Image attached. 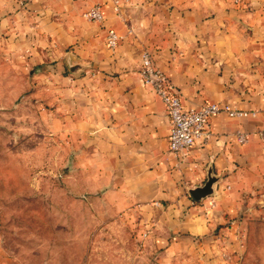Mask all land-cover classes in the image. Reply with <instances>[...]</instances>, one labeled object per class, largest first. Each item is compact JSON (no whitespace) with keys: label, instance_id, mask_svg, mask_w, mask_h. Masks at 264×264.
Masks as SVG:
<instances>
[{"label":"crops","instance_id":"0c3cea01","mask_svg":"<svg viewBox=\"0 0 264 264\" xmlns=\"http://www.w3.org/2000/svg\"><path fill=\"white\" fill-rule=\"evenodd\" d=\"M94 4L102 21L84 16ZM0 32L18 35L25 59L46 67L53 140L80 146V202L97 223L128 210L167 234L200 235L264 220V0H122L118 10L111 0H0ZM143 47L185 107L215 102L253 115L217 113L208 140L183 158L169 153L166 109L139 79ZM209 170L219 180L195 201L188 190Z\"/></svg>","mask_w":264,"mask_h":264},{"label":"rangeland","instance_id":"374dc122","mask_svg":"<svg viewBox=\"0 0 264 264\" xmlns=\"http://www.w3.org/2000/svg\"><path fill=\"white\" fill-rule=\"evenodd\" d=\"M25 54L18 35L0 32V263L264 264V220L256 215L200 235L167 234L128 210L97 223L99 213L80 202V146L53 140L46 67ZM70 151L75 162L65 158Z\"/></svg>","mask_w":264,"mask_h":264},{"label":"built area","instance_id":"2783aa9c","mask_svg":"<svg viewBox=\"0 0 264 264\" xmlns=\"http://www.w3.org/2000/svg\"><path fill=\"white\" fill-rule=\"evenodd\" d=\"M121 1L111 0L115 10L120 8ZM100 8V4H94L84 13V16L91 21H102L103 16ZM105 41L109 49H114L118 41L117 33L108 29ZM138 74L140 82L154 91L166 109L170 122L167 138L168 151L176 157H185L197 140L206 141L210 138L211 132L207 125L211 116L220 112L240 118L253 115L249 111L238 110L227 104L215 102H203L197 107H185L181 102L178 88L156 64L153 54L146 47L140 50ZM236 138L240 143L246 139L243 133H236ZM146 235L147 232L144 231L142 236Z\"/></svg>","mask_w":264,"mask_h":264},{"label":"water","instance_id":"95a60500","mask_svg":"<svg viewBox=\"0 0 264 264\" xmlns=\"http://www.w3.org/2000/svg\"><path fill=\"white\" fill-rule=\"evenodd\" d=\"M218 180L219 178L211 175V170H209L203 184L189 189L188 193L195 201H200L202 198L213 193V185Z\"/></svg>","mask_w":264,"mask_h":264}]
</instances>
